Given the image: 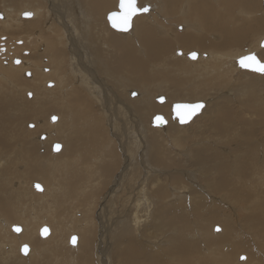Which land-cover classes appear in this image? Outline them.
I'll return each mask as SVG.
<instances>
[{"label":"bare ground","instance_id":"bare-ground-1","mask_svg":"<svg viewBox=\"0 0 264 264\" xmlns=\"http://www.w3.org/2000/svg\"><path fill=\"white\" fill-rule=\"evenodd\" d=\"M43 1L45 4L43 2L41 3L40 1L37 3L39 7L36 8L30 5L29 0H16V2L15 0H11V2L7 0H0V4H3V6L5 5L4 7L6 9L8 10L13 9L14 12L20 14L22 19H24L26 23L30 24V28H31V31L23 32L26 38L31 39L28 44L25 43L28 45V48L27 47L25 48L23 43L22 45L18 46L17 49L9 50L7 48H12L11 45L4 42V49L0 51V82L3 83L5 86L7 85L13 86L14 87L13 89L18 90L20 94H24L26 92L27 96L28 95L30 96V94L32 96L29 101L24 100L23 95L20 96L10 95L9 94L10 91L9 93L7 92V87L4 88L3 86L0 85V117H3L2 121L0 120L1 121L0 122V160L1 161L3 160L2 161L3 166L0 165L1 168L0 215L6 218V223H5L6 226L4 225V228L11 227L13 223L16 222L18 223V221H22L26 225V230L25 227L21 225L22 227V230L20 227L21 232L19 231L20 233L16 234L15 236L17 238L13 236L11 237L8 236L7 239H5L4 237L1 240L3 246L6 244L8 249L6 251L7 257H5L4 254L1 252L2 255L4 256L1 257L2 261L6 260L5 261L6 264H23L22 260L24 259L23 258L16 259L17 256L15 255L16 253H18V251L20 252V245H21L20 242H22L25 239H28L30 241H23V242H29L32 245H38L35 243V238H33V235L38 232L39 230L38 227L40 228V225L46 224V223L42 224L43 221L46 222V220L48 221L50 219H53L54 223H52V226L55 225L57 228L54 232H52L49 228L50 232L48 234V237L46 238L43 237L46 243L53 244L55 242L54 246H56V248H59L61 244L67 243V240H69L70 237L68 235L71 234L72 231L77 229L76 232H79V235H77L79 236V245L78 247L77 245L76 246L74 245L73 248L77 247L78 249H80V248H84L87 245V248L92 253L94 250L93 248V242H95L94 237L96 236L95 222H99L100 231L102 230L103 231L102 233L105 235L107 234V230H103L102 228H106L108 225L113 224L114 225L112 229L113 232L112 233L110 232L109 236L112 239H114V241H112L111 239H109L108 242L106 241L107 248L106 251H104V253L106 255H110V252L114 251L122 256H125L124 258H129V261L132 262L131 259L141 258L146 254L145 248L152 246L151 243L152 240L148 238L147 239L143 238V236L141 235L142 227L136 224V222L139 221L140 217L142 216L146 217L144 216L145 211H147L148 214L152 208L154 209L156 208L155 210L156 215L160 211H162V213L158 215V219L160 220L159 226L162 225L168 228L166 230L171 231L169 234H175L176 237L173 242L175 243V245L177 244V246L175 247L177 253L182 254L184 256L185 258L184 264H192L189 258V252L191 251L190 250L191 246H193L194 244H191L189 240H185V238H187L185 236H191L190 235L191 231L189 232L187 231L188 225H190V223H188L189 221L183 216V212L187 213V209L178 211L173 207L167 208L166 204L176 203V202L168 201L170 200L169 198L171 196L172 199L176 201H179L182 198L184 193L182 188L185 189V186L188 185L185 179L187 181L188 180L192 181L193 184L194 185L196 184L200 189L202 188L201 193L207 192V190L211 187V185H209L210 181L207 180V182H205L202 185H198L197 183H195L196 182L195 180H197L196 174H202L201 171L204 170L206 161H210L211 163H214V165L217 166L214 170L213 175L214 178H217V175L219 178L217 179L216 183H214V189L218 191L225 190L227 194L228 191H230L233 196L235 195V192L233 191V188L229 187V185L227 184L228 179L226 176L228 170L231 169L230 167L233 166L234 168L235 166H239L241 169L240 175L244 179H247V174L250 172L251 169L253 170L252 172L254 175L252 176L254 177L251 178H253L252 181L254 182H252V185H246L247 184L246 182L245 185L243 184L244 187L241 188V191L243 192L241 194V198L242 196H244V198L247 199L254 198L257 200V204L252 211L253 215L257 217L254 216L253 218L259 224H263L264 202L261 200L263 196V194L261 193L262 191L261 187L262 185H264V175L263 172L259 173L257 171V168H259L260 166L258 165V163L261 162L264 163V157L262 158L258 157L256 160H254L253 158L254 156L251 153H249L250 156L248 155V158L246 156H242L239 151L238 152H236L237 150L235 151V145L233 142L222 143V145L224 146H221L220 148L222 149L223 152L218 151L217 148L213 147L212 148L214 150L213 159H211V156L209 155L211 153H208L207 150L204 149L195 150V152L192 153V157L194 155L195 156L194 158H191L190 162L193 161L191 164L196 166L195 168L196 170L195 169L185 170L182 167L174 168V169L170 168L173 169L172 172L168 170L170 172H168L167 175L165 174L166 176L163 179H161L159 175L152 176L150 173H148V170L147 171L143 170L144 172L139 174L138 181L136 182L134 181L132 185H129L130 182L128 183V186L129 187L131 186L132 188L131 191L128 192L129 195L122 193L121 190L115 191L114 189L116 185V181H117V185L123 184L122 180L120 182L121 175L115 178V182H113V184L111 185L109 184L110 186H107L108 190L107 189L106 190L107 192L110 191V193L108 192L107 194L106 193L104 194L103 192V196L100 194L102 196L101 198L100 197L97 198V195L101 193V191L99 190L100 189L99 186L95 185V183L94 186H92L93 182L91 181H90L91 182L90 185H86L85 183L82 189L80 191L78 190L80 194L79 201L80 202L85 201V199H83L81 196H85L86 195L85 189L89 188V192L91 191V193L95 195L94 203L97 207V212L93 213L89 207L86 208L85 213L80 212L78 214V211H75L74 219H77L79 222H81V224L77 225L76 227L73 225L68 212H65V214L61 216L58 215V219L55 218L56 216L53 217V215L52 216L50 215L49 209H47V215L44 216L42 215V213L45 212L46 210L45 209L46 205L51 204L49 203V201L56 202L54 194L56 196H59V194H61L62 192L60 191L59 188L52 187L51 188L52 191L48 193L50 189L47 190L45 186L49 185V181H51V177H52L51 174H49V176H47L46 173L43 175L37 174V176H30L28 181L27 177L25 176V172L23 173L25 179H23L21 173H17V171H12L10 168V171L8 172L7 175V165L12 164L15 155L18 156L19 154L17 148L15 147V141L20 137V134L18 132L19 128L23 129V135L26 134L27 131H29L27 135L31 136L32 138L31 142L38 146L39 156L36 157L35 155V158L32 159V161L34 162L33 164L37 163V166H41L44 168H48V166H50L52 169L57 167L58 169V164L55 163L54 160H57L59 163L60 158L55 155L60 154L68 146L64 144L63 141H61L62 145L61 144L60 145L62 146V149L56 153H53L51 151L55 155L50 154L49 149L50 148L52 149L53 141L57 140L59 135L63 137V139L66 141L69 139V137H71V134L73 132L72 116L74 114L73 112L74 109L69 106L70 101L74 97H77L79 98V101L83 103L88 101L87 99L89 97L92 103L97 105L100 108L101 112H103L104 114H106L108 111V109L106 108V102L109 101L110 105L113 107L112 110L114 112H112L111 110L109 113H107V116H105V119H107V125L110 126V132H111L110 134L107 135L108 140H112V143L114 142L115 144L117 143L116 146L123 149V147H125V143L123 144L121 142L123 144L121 145L115 140V138L118 141L122 139L125 140L123 138L125 133L128 134L132 132L134 134L137 132L141 133L140 130L143 124L145 125L150 124L152 126L151 124L152 116L148 117L149 119L147 120L146 123L142 121L141 119L142 111L140 109L141 107L152 106V104L156 101L159 103L165 101L163 103L164 104L163 106H166L167 108L158 109L156 111L160 112V114L163 115V117L167 120V124L163 125L160 128H157V130L159 129L161 131L165 128H168L171 124L175 125L176 123H178L176 118L171 117V110L169 112V108L173 102L167 103L169 102V99L166 98L165 96H162L163 94H161L163 88L165 89V91H169V93L172 92L174 96L181 95L183 97L190 95H194L195 97H198L199 94H205V92L208 90L215 91L217 88H219L216 84L218 82L217 81L219 77L218 75H215V77L213 76V80L211 81L206 80L205 77L203 78L202 76H201L202 79L195 78L197 77L196 75L198 74H199L198 76H200V73H196L193 76H191L192 74L190 73L189 76L191 77L195 76V77L193 79H191V77L187 78L189 69L187 70V68H181L177 70V73L175 74L172 70L169 59L178 58L180 60L187 61L188 64L191 66L190 68H193L194 73L197 71L196 68L199 70H203L207 74H209V72L214 73L213 70L214 68L212 67L213 69L209 71L210 68L209 66H207L211 62L215 63L214 67H216V64H221L222 66L227 64L225 59L222 57L224 56V54H222L221 57L215 55L217 54L216 52L215 54H213L215 48L222 49L229 45H240L241 43L243 44L246 37L252 34L253 32L252 28L255 26L254 23L259 24L258 26L259 28L264 27V22H262V20L264 19H259V18H254L252 19L253 21L247 20L249 22L247 24L246 22H243L244 21L243 20L241 22L242 24L243 23L245 24L239 27V24H241L239 20L240 18L233 13V8L235 5L240 6V4L238 2L236 4H233L229 0H226L224 6L220 8V13H218L209 4L208 0H199V1L182 0L181 4H180V0H168V3H164V1L167 0H140V1L137 0V6L142 7L145 6L144 4L146 3V5L148 6V11L135 15L132 19V24L128 31H117L120 32L118 34L124 35V40L122 41L116 39L115 38L116 36L110 33V32L113 33L114 31L112 30L110 31L109 29L110 31L109 32L105 28L106 22L109 28L110 26L108 24L107 19L104 20L105 19L104 14L106 11L110 9L112 10L117 9L118 0H89L85 4V6H88L89 10L88 9L86 10V8H84L85 6L81 4L79 0H43ZM255 1H256L255 8L256 10H258L260 7V0H255ZM26 2H28L30 7L27 8L26 10L19 9V7ZM154 5L157 8V11L155 12L152 11ZM171 5L173 6L172 10H170L169 8V6ZM255 8L253 10H255ZM24 12H29L31 14L30 17H23L22 14ZM241 12L242 15L244 14L247 15L248 13V12L243 13V11ZM192 16H196V19H190ZM3 17H4V13L0 11V18ZM137 17H140L141 21L138 25H135L134 20ZM248 17H250V14L248 15ZM170 19L175 21L171 22ZM0 22L2 24L1 26L2 28L0 30L1 31L5 30V33H7V31L13 32L15 28L17 29L19 24V21H16L15 24L13 25H7V22L5 21H0ZM232 22H233V29H231L228 26V23L231 24ZM238 22L240 23L238 24ZM3 25H7V27H3ZM170 27H173L175 29L178 28L183 29V31H179L180 33L182 32L193 33L192 35L189 36H183L179 40V46L182 49L180 48L176 49L175 54L172 55L170 53H167L173 47L172 42L161 39V37L168 36L170 34ZM8 28L9 30H7ZM218 31L220 34H217ZM47 33H49L51 38L47 37ZM2 37H6V36H2ZM263 37L264 36L258 37L256 42L253 41L249 47L251 46L261 47L260 41L262 40ZM189 45H192L194 48H198V50L194 51L196 53L195 58L188 57V54L190 52L186 50H189V48L187 47ZM12 46L15 47V45ZM112 48H115L117 50L115 55L112 54ZM261 50L262 52H264V49ZM138 52L142 55L143 59L136 57ZM242 54L244 55V53ZM228 55L235 57L234 58L235 60L238 57H240L239 53L237 54L232 50L229 51ZM2 59H4L5 65H2L1 63ZM14 59H17L18 63L19 62L20 63L14 65ZM165 59H166V64H164ZM234 64L236 65V63ZM148 65L150 66V70L151 68H153L151 71L155 69V71L160 70L166 72L160 77V75L157 73H150L147 70ZM178 73H180V77L179 78L174 77ZM256 73L258 76H264V72L263 73L255 72V74ZM19 74H22L23 77L29 83L25 82ZM69 75L72 77L73 81L78 85L77 87L79 89L78 93L77 90L74 88L75 83H73L72 80H70ZM158 77H160V80L156 81L153 84L154 91H152L147 85H144L143 88L134 87L140 79H145L149 82H153ZM165 78L167 79V82ZM213 82H216L215 83L216 85L213 84ZM109 83L112 84L113 86L109 85ZM219 84L221 83L219 82ZM68 85L70 86L69 89H68ZM12 92L13 90H11V93ZM132 92H135V94L132 95ZM169 97L172 100V96L170 95ZM159 98L161 99V101H159ZM102 99L105 102H103ZM31 100H34V102H32ZM197 100H201L203 102L204 106L202 108V112H205L204 109L206 108L209 102L208 97L198 98ZM256 100L260 102H264V93H261L259 95V98ZM45 103H50V105H56L57 107H60V104H63L64 110L58 108L51 109V111H56L61 115L66 110L71 108V111L68 110L69 114L67 115V119H65L66 127L62 128V131L59 128V126L62 125L61 116L56 112L54 113L52 112L54 115H56L55 116L56 122H54L55 120L51 121V117L54 115L43 111L45 108ZM87 105L90 109L93 108L91 102H88ZM29 106H31V110L27 114L26 109ZM10 110H13V113L11 112L12 114L7 113L10 112ZM213 112L216 113L219 119L222 121H225L227 118H229L230 120L229 113L231 111L228 109H215ZM257 112L258 115H261L263 113V118H264V109L258 110ZM252 113H254L252 115H254L255 117L256 116L255 112ZM7 116H9L8 120H7ZM196 116H198V114ZM19 117L21 120H23L24 123H26L27 120L33 119L32 122L33 124L32 123L28 124V126L30 125L29 127L32 128H28V129L27 127L25 128L24 123H20ZM214 117H213V121H214L213 128L216 130L225 129L224 126L221 125L220 120ZM8 121H12V122L8 123ZM126 121L128 124H130V129L132 131H130L127 128V125H125ZM99 122H104V121L102 118H99ZM226 124L227 123H225V125ZM36 125H39L40 128H36ZM124 125L126 126V128L123 127ZM145 125L143 126L142 131L148 132L147 131L148 129L145 128L146 127ZM228 129L230 128H227L226 130ZM7 130L10 131L7 133L5 132ZM24 131L26 132L24 133ZM32 131L33 134L30 133ZM119 131H121L122 133L121 135ZM233 131L234 129L232 128L230 134L232 138L235 135ZM218 132L221 133L222 131L219 130ZM253 132L254 131H248L246 134H244L242 137L243 140L238 141L239 138H236L234 140H237L238 141L237 143H241L243 145L245 144L246 145L245 148L247 149V151L253 150L257 153V151L259 150L258 148L259 144L258 142H254L255 139L253 137L254 135ZM42 133H44L43 134L44 138L46 136V139L44 140L41 138V136H43ZM143 136L145 137V133ZM130 137L126 141L125 149H129V147L132 148L133 144H135V146L138 147L137 141L135 140L138 138L131 140ZM93 138H95L94 134H93ZM146 139H147V145L145 146H147V148L149 149L148 155L152 163L154 164L161 163L162 165L168 166L170 165L171 162L174 164L180 162V161H176L173 158V156H171L172 158H168L170 157V155L166 154L164 150L160 149V145L158 143H155L153 141L150 146V143H148L149 135L148 137H146ZM90 142H93L92 144H90V147L92 149L95 148L94 145L97 144L96 146L98 147L97 150L98 156H96L94 160H92V163L89 166H82L84 171L93 169L91 172H94L93 175H97L100 171L99 166L102 163L104 167L101 168H104V171L108 172V175L110 174L109 171H111V169L114 170L119 168L118 162L114 161L112 157L109 158V154L107 151L109 150L108 149L109 146L107 143L110 144V142H106V141L103 142L107 146L106 149L104 148V150H103V146L101 148V144L98 145L96 141L91 140ZM143 143H145V141H143ZM122 151L123 150H121V152ZM261 151L262 150H259L258 153L264 155L263 154L264 151L262 152ZM12 152H15V155L13 154V156H11ZM142 155H147V153L144 151ZM115 156L117 155L115 154ZM125 157H128V155ZM61 160H64L63 156H61ZM257 161L259 162L257 163ZM14 164H18L20 168H23L25 162L22 159L16 158L14 160ZM71 164L72 166H76L77 164L76 157H74L71 160ZM254 165H256L257 168H255ZM68 167L69 166L63 164L62 168L66 169L64 170V172H67ZM124 167L121 169L120 174L122 173L125 177L126 172H124ZM233 168L230 170L229 175L233 176L234 177L233 180H234L237 179L238 173L235 174ZM261 168L264 169V166H261L260 169ZM33 171L36 172V170L34 169L31 171L26 170L28 174H31ZM154 171H157V169ZM217 172L218 173L220 172V175L217 174ZM129 173L131 172H128V174ZM102 175L103 174H101V176ZM132 175L134 176V172ZM14 179L16 180L13 182ZM35 179H39L40 182H42L45 185L44 186L43 184H39L41 190L47 192L46 193L39 192V190H37L36 192L33 190L35 193L32 195L30 199H31V204H33L34 207L29 211L30 214H32V217H29L26 212L18 208L19 207L18 200L21 199V197H24V195L28 199L29 196L28 197L26 196L27 194L26 190L24 195H22V193L25 187L28 188L29 191L32 188H29V185H25L24 183L32 184V186H34L35 182L32 180ZM57 179L60 181L59 177ZM167 179H170V182L173 185H169ZM21 180L25 182H21ZM100 181L103 182L104 181L103 178H101ZM238 181L240 180L238 179ZM9 182L12 184V186L10 187L11 189L7 191V188L9 189ZM193 184L191 185V188L194 187ZM255 185H256V190L253 188ZM3 187H5L4 192L2 191ZM104 187H106V185ZM124 189L125 188H123V191ZM180 189H182V191ZM173 191L175 193H173ZM12 192L16 194V197L18 199L17 201H15L14 194ZM186 192L187 191H185V193ZM193 192L195 194L197 191H193ZM68 197L72 199L76 198L75 194L72 192L68 194ZM218 198L221 201H223L222 195H218V197H214V196L212 197V199H218ZM117 199L119 200L118 205L115 204L116 203L115 201H117ZM193 199L194 198H190L191 201ZM158 200L161 201L159 205L155 207L156 206L155 201ZM7 202L9 204H7ZM107 204H111L110 207L111 206L113 207L114 205L115 209L112 208L114 210L111 209L112 212L107 213L106 212ZM210 204H212V202ZM228 205L230 206V208H232L233 210L232 213L235 214L234 207L230 203ZM78 207L80 206H75L74 208L76 209ZM244 208L246 207H243V209ZM179 212H182V214L180 215ZM90 213L94 215L95 220L97 221H95L92 216L85 218ZM120 214H122V216ZM130 216H132L133 218V219L131 218L132 220L129 219ZM208 217L210 219L211 225L215 223V221L212 220H219V216L217 215L216 210L211 211L208 214ZM116 219L118 220L115 222ZM132 221L133 224H131ZM145 222L147 223V225L145 226L143 231L147 232L149 230L148 228L153 229V227H155L153 226L152 223V227L147 228V226H150L151 221L147 220ZM164 223H166V225H164ZM247 223L248 221H246L245 224ZM3 224L4 223H2L1 225L3 226ZM50 224H51V220H50ZM50 224L47 223L48 226ZM178 225H180L182 229L179 230ZM225 225L226 224L224 223L223 224L224 232L222 233H221L222 226H221V230L220 228L219 230H214L218 232V233L214 232L215 234H220V233L221 234L208 243L209 244L218 243L221 245L229 241L230 246L228 244H225L223 246H225L226 248L228 247L231 250L229 251V253L222 256L220 259L216 260L212 264H223L226 261H231L232 256L240 252H247L248 254H246L245 256L240 255L237 258V261L241 262L240 264H244L247 262H250L251 264L253 261L252 259L253 258L256 259L257 256L254 254V252L252 251L250 252L248 250L249 245L247 244V242L232 240L229 235L231 234L233 227L227 229ZM214 226H217V224L216 225L214 224ZM130 227L132 229H130ZM115 230L117 231L115 232ZM132 230H134L137 233L136 239L138 240V245L134 243V240H132L133 234L132 236H129V238H127L128 237L127 236L126 240H124L122 243L119 244L120 239L119 238L117 239L116 235L119 236L118 234H121L120 236L122 238L126 236L128 231L131 232ZM158 231H161V229ZM199 234L202 235V233L200 232ZM90 236H92L91 239ZM159 241L160 240H157L156 242ZM156 242L154 243L156 244ZM163 242L164 241H162V243ZM112 244H114V247L110 248ZM214 248L215 247H213L212 250ZM261 248L264 250L262 245ZM216 249L223 250L222 246L221 247L216 246ZM33 254H34V250L31 248V246H29V251L26 255H24V257L28 259ZM204 260L205 259H202L201 261ZM147 264H157V263L152 262V259L148 256Z\"/></svg>","mask_w":264,"mask_h":264},{"label":"rangeland","instance_id":"rangeland-1","mask_svg":"<svg viewBox=\"0 0 264 264\" xmlns=\"http://www.w3.org/2000/svg\"><path fill=\"white\" fill-rule=\"evenodd\" d=\"M7 1L11 2V0H7ZM40 1H41V3L42 2L44 3L43 0H29V3L32 7L38 8L39 5L37 3ZM88 1L89 0H83V1L79 0V2H81V4H83L84 6ZM181 1L182 0H180V4H181ZM214 1L215 0H208L209 4L218 13H220V8L222 6H224L226 0H216L215 2ZM229 1H231L233 4H236L237 2L240 4V6L235 5L233 8V13L237 17L240 18L239 19L240 22L244 20L243 22H246V24H247V23H249L247 20L250 21L254 18L264 19V0H260V7L258 10H256V8H255V4H256L255 0H229ZM240 1H242V2H240ZM12 2H14V1H12ZM15 2H16V0H15ZM164 3H168V0L164 1ZM176 3H178V2H176ZM30 5L28 4V2H26L23 5H21L19 7V9L26 10L27 8L30 7ZM144 5H146V3ZM4 6H3V4H0V11H2L4 13V17L0 18V21L7 22V25H13V24H15L16 21H19V24H18L17 29L15 28V30H13V32L7 31V33H5V30L4 31L0 30V51H2V49H4V42L11 45L12 48H7L9 50H15L18 48V46L22 45L23 43H24V47L28 48L27 44L29 43V41L31 39L26 38V36H24L23 32L24 31H31L30 24L26 23L25 20L22 19L21 15L18 14L17 12H14L13 9L8 10ZM84 8H86V10H87L88 6H85ZM169 8H170V10H172L173 6L171 5V6H169ZM254 8L256 11L253 10ZM113 9H115V8H113ZM240 10L243 11V13L248 12L247 15L246 14L242 15V12ZM110 11H112V9L105 12V14H104L105 19L104 20H106V15ZM152 11L153 12L157 11V8L155 5L153 6ZM240 12H241V14H240ZM249 14H250V17H248ZM243 16L247 17V18H244ZM190 19H196V16H192ZM134 21H135V25H138L141 21V18L137 17ZM170 21L173 22L175 20L170 19ZM240 22H238V24ZM262 22H264V20H262ZM0 24H1V22H0ZM243 24H245V23H243ZM243 24L241 22V24H239V27H241ZM254 24H255V26L252 28L253 29L252 34H250L248 37H246L243 44L241 43L240 45H229V46H226L222 49L215 48L216 51L214 50L213 54H215V52H216L217 54H215V55H217L218 57H221V55L224 54V56H222V57L225 59L227 64L223 65V66L221 64H216V67H214L215 63L211 62L207 66H209V68H210L209 71H211L214 68L213 69L214 73L209 72V74H207L203 70H199L197 68H196L197 71L195 70L196 72L194 73L193 68H190L191 66L188 64L187 61L180 60L178 58L169 59L172 70L175 74L177 73V70H179L181 68H187V70L189 69L187 78L195 75L196 73H200V76H198L199 75L198 74V75H196L197 77H195V76L194 77L197 79H202V77L203 78L205 77L206 80L211 81V80H213V76L214 77H215V75L219 76L218 80H217L218 82L217 81H216L217 83L213 82V84L216 83L217 86L219 87V88H217L218 91H217V89L215 91L212 90L214 92L213 93L212 91L208 90V91H206L207 93L205 92V94H199L198 97H195L194 95L184 96V97L181 95L174 96L172 94V92L169 93V91H165L164 88L162 89V91H161V94H163L162 96H165L166 98L169 99V102H167V103L177 102V101L190 102V101H193L195 99L197 100L198 98L208 97L209 102H208V105L206 106V108L204 109L205 112H202V110H201L202 113L200 112V114H198V116L194 117L187 124L179 125L178 123L175 122L176 123L175 125L171 124L168 128H165L161 131L159 129H158L159 131L157 130V128H160V127L151 126L150 124H148V125L143 124V126L145 125L146 126L145 128L148 129L147 130L148 132H143L142 131L143 126H142V128L140 130L141 133H138V132L135 134L133 132L130 134L125 133L123 136V138L125 140L122 139V140L118 141L115 138V140L119 144L123 145L125 143V147H126V141L129 139L130 136H131L130 137L131 140L138 138V139H135L137 141L138 147H136L135 144H133L132 148L128 146L129 149H125V147H123V149H122V148L116 146L117 143L115 144V142L112 143V140H108L107 135L110 134L111 132H110V126L107 125V119H105V116H107V113H109L113 108L110 105L109 101L106 102V108L108 109V111L106 114H104L103 112H101L100 108L97 105L92 103V101L89 97L87 99L88 101L83 102V103H81L79 101V98L74 97L69 103V106L74 109L73 110L74 114L72 116V124H73L72 130H73V132L71 134V137H69V139L66 141L63 139V137H61L59 135L57 140L53 141V143L57 142V143H60L61 145H62L61 141H63L64 144H66L68 147H66V149L63 150L58 155H55L53 153L59 152L62 149V146L57 151H54L51 148L49 149L50 154L55 155V156L60 158L59 163L57 160H54V162L58 164V169H57V167L52 169L50 166H48V168H44L41 166H37V163L33 164L34 162L32 161V159L35 158V155H36V157L39 156L38 146L31 142L32 141L31 136L27 135V133L29 131H27V132L24 131V133L26 132V134L23 135V129L19 128L18 132L20 134V137H19V139H17L15 141V147L17 148L19 154L17 156V155H15V152H12L11 156H13V154H14L15 155L14 160L16 158L22 159L25 162V164H24L23 168H20L18 164H14V160H13L12 164L7 165V175H8V172L10 171V168L12 171H17V173H21L23 179H25V176H26L28 181H29L30 176H37V174L43 175L45 173L47 176H49V174H51L52 177L50 176L51 181H49L48 186H45L42 182H40L39 179L32 180L38 184H43L45 186V188H47V190L50 189L48 191V193H50V191H52V189H51L52 187L59 188L60 191L62 192L61 194H59V196H56L54 194L56 202L49 201V203H51V204H49V205L47 204L48 206L46 205V207H45L46 210H45V212L42 213V215L43 216L47 215V209H49L50 215L51 216L53 215V217L56 216L55 218L58 219V215L61 216V215H64L65 212H68L73 225L76 227L77 225H80L81 222H79L77 219H74V212L75 211H78V214L80 212L85 213L86 208L89 207L93 213L97 212V207L94 203L95 195L92 194L91 191L89 192V188L85 189L86 195L81 196L83 199H85V201L84 202L79 201V196H80L79 191L82 189V187L85 185V183H86V185H90L91 182H93L92 186H94V183H95V185L99 186V188H100L99 190L101 191V193H99L97 195V198H99V197L101 198L103 196V192H104V194L105 193L107 194L108 192L110 193V191L107 192V190H108L107 186H110L111 184H113V182H115V178L118 177L119 175H121L120 182L122 180L123 184L124 183L125 184L124 185L123 184L117 185V181H116V185H115L116 188L114 187V189H115V191L121 190L122 193L129 195L128 192L131 191L132 188H131V186L130 187L128 186V183L130 182L129 185H132V183L134 181L135 182L138 181L139 180V174L143 173L145 170L146 171L148 170V173H150L152 176L159 175V177L161 179H163L167 175L168 172H170V171L172 172V170L174 168L182 167L185 170H194L196 168V166L192 165L191 163L193 161L190 162V160H191V158H194L195 155L192 157V153L195 152V150H197V149L207 150L208 153H211L209 155L211 156V159H213L214 158V150L212 148L215 147V148H217L218 151H222V149L220 147L224 146V145H222V143H226V142H233L235 145V151L236 150H237L236 152L239 151L242 156H246L247 158H248L249 153L253 154L254 160H256L258 157H261V158L264 157V155H261L260 153H258L259 150L264 151V118H263V113L261 115L257 114L258 110L264 109V102H260V101L256 100L259 98V95L261 93H264V76H258L257 73L255 74V72H253V71H249V70L239 68L237 66V64L236 65L234 64V63H236V60L234 59L235 57L228 55L229 51H231V50L236 52L237 54L239 53L240 56L243 55L242 53L245 54V53H248V51H249V52L255 53L256 56L262 62H264V52H262V50H261V49H264V47H255V46L249 47L253 41L256 42L258 37L264 36V27L259 28L258 27L259 24H256V23H254ZM7 25H3V27H7ZM1 26H2V24L0 25V29L2 28ZM228 26L231 29H233V22L231 24L228 23ZM105 28L108 31L110 29V31L112 30V31L116 32V33H114V32L112 33L109 31L111 34L116 36L115 37L116 39H119L122 41L124 40V35L118 34L120 32L113 30L111 27L109 28L107 25V22H106ZM7 30H9V28ZM179 31H183V29H179V28L175 29L173 27H170V34L168 36L161 37V39L172 42L173 47L167 52V53H170L171 55L175 54L176 49H179V48L182 49L179 46V40L183 36H189V35L193 34L191 32L180 33ZM217 34H220L219 31ZM2 36H6V37H2ZM47 37L51 38L49 33H47ZM22 38H23V40H22ZM25 43H27V44H25ZM12 45H15V47H13ZM187 47L189 48V50H186L188 52H194V51L198 50V48H194L192 45H189ZM116 52H117V50L115 48H112V54L115 55ZM136 57L143 59L142 55L139 52L137 53ZM223 58H221V59H223ZM144 60H146V59H144ZM1 63H2V65H5L4 59H2ZM19 63H16V64L14 63V65H17ZM159 64H162V63H159ZM164 64H166V59H165ZM152 69L153 68H151V70ZM147 70L150 73L159 74L160 77H161V75H163L166 72V71H160V70L155 71V69L153 71H151L149 65L147 66ZM190 73L192 74L191 76H189ZM19 75L22 77V79L25 82H28L23 77L22 74H19ZM69 77H70V80H72V82L75 83L70 75H69ZM160 77L155 79L153 82H149L145 79H140L134 87L135 88H143L144 85H147V86H149V88L152 91H154L153 84L156 81H159ZM174 77L179 78L180 73H178ZM194 77H191V79H193ZM165 80L167 82L166 78H165ZM219 82L221 84H219ZM0 85L3 86L4 88L7 87V92L9 93V91H10V93H9L10 95H18V96L23 95L24 100H27V101H29L30 98L32 97L31 94H30V96L29 95L27 96L26 92L24 94H20L18 90L13 89L14 88L13 86H8V85L5 86L1 82H0ZM109 85L113 86L110 83H109ZM77 87H78V85L75 83L74 88L77 90V93H78L79 89ZM69 88H70V86L68 85V89ZM11 90H13L12 93H11ZM14 91H16V92H14ZM68 92H69V90H68ZM170 95L172 96V100L169 97ZM31 101L34 102V100H31ZM102 101L105 102L103 99H102ZM88 102H91V104L93 106L92 109H90L88 107V105H87ZM156 102H154L152 104V106L140 108L142 111L141 119L144 123L147 122V120L149 119L148 118L149 116H153L154 114H160V112H158L156 110L167 108L166 106H163L164 105L163 103L165 101L162 103H159V102L156 103ZM79 104H81V105H79ZM52 108H58V109L64 110V105L60 104V107H57L56 105H50V103H45V108L43 111L46 113H51L52 115H54L53 113L56 111H51ZM215 109H228V110H230L231 111L229 113L230 120H229V118H227L225 121L220 120L218 115L213 112ZM30 110H31V106H29L26 109V113L28 114L30 112ZM68 110L71 111V108H69ZM68 110H66L62 115L60 113L56 112L61 116L62 125L59 126L61 131H62V128L66 127L65 119H67V115L69 114ZM170 110H171V106L169 108V112H170ZM11 112L13 113V110H10V112H7V113L10 114ZM112 112H114V111L112 110ZM252 112H255V114H256L255 117H254V115H252V114H254ZM54 116H56V115H54ZM8 117L9 116H7V120H8ZM213 117L218 118L220 120L221 125L224 126L225 129H219L222 131L221 133L218 132L219 130H216L213 128V123H214ZM99 118H102L104 122H99ZM2 119H3V117H0L1 121H2ZM19 120H20V123H24L23 120L20 119V117H19ZM28 121H29V123H28ZM51 121H54V120H51ZM11 122L12 121H8V123H11ZM32 122H33V119L27 120L26 123H24L25 128L26 127H27V129L32 128V127H29L30 125L28 126V124H31ZM54 122H56V120ZM5 123H7V122H5ZM225 123H227V124L225 125ZM125 125H127V128L130 131H132L130 129V124H128L127 121H126ZM125 125L123 127L126 128ZM210 125L212 128L210 127ZM36 128H40V126L36 125ZM227 128H230V129L226 130ZM232 128L234 129L233 132L235 134L233 136V138L230 135ZM10 130H7L5 132L8 133ZM107 130H109V131H107ZM248 131H254L253 132V134H254L253 137L255 139L254 142H258V144H259V147H258L259 150L257 151V153L253 150L247 151V149L245 148V146H246L245 144L243 145L241 143H237L238 141L243 140L242 139L243 135L246 134ZM119 132L121 135L122 134L121 131H119ZM30 133L33 134V131ZM92 133L94 134L95 138H93ZM144 133H145V137L143 136ZM43 134L44 133H42V135ZM132 135H134V136H132ZM148 135H149V142L148 143H150V146H151L153 141L155 143H158L160 145V149L164 150L166 152V154L170 155V157H168V158H172L171 156H173V158L176 161H180V162L177 164H174L171 162L170 165H168V166L162 165L161 163H155V164L152 163L150 161V157L148 155L149 149L147 148V146H145V145H147L146 137H148ZM41 138L44 140V139H46V136L44 138V135H43V136H41ZM236 138H239L238 141L234 140ZM93 139H95V140H93ZM91 140L96 141L98 143V145L101 144V148L103 146V150H104V148L106 149V147H107L106 144H104L103 142H105V141L110 142L111 145L109 143H107L109 146L108 149L110 150V151L107 150L108 154H109V158L112 157L114 161H117L119 168L114 169V170L111 169V171H109L110 174L108 175V172H105L104 168H101V167H104V165L102 163L99 166L100 171L97 175H93L94 172H91L93 169H89L88 171H84L82 166H89L92 163V160H94V158L96 156H98L97 155L98 147L96 146L97 144H95L94 145L95 148L92 149L90 147V144L93 143V142H90ZM143 141H145L146 144L143 143ZM238 149H240V150H238ZM24 150H25V152H24ZM121 150H123V151L121 152ZM242 150H244V151H242ZM107 151H106V153H107ZM144 151L147 153V155H142V153ZM111 152H112V154H111ZM184 152H185V154H184ZM7 153H8V150H7ZM115 154L117 156H115ZM126 154L128 155V157H125V156H127ZM263 154H264V152H263ZM61 156L64 157V160H61ZM74 157L77 158L76 166H72V164H71V160ZM2 161L0 160V165L3 166ZM258 162L259 161H257V163ZM5 163H7V162H5ZM261 163H258V165H260L259 168H257L256 165H254V166H255V168H257V171L259 173L263 172V175H264V169L263 168L260 169L261 166H264V163H262V164ZM63 164L69 166L67 172H64V170H66V169L62 168ZM236 164H237V161H236ZM134 165H136V166H134ZM123 167H124V172H126L125 177L122 173L120 174V171ZM216 167L217 166L214 165V163H211L210 161H206L204 170L201 171L202 174H196L197 180H195L196 181L195 183H197L198 185L204 184L205 182H207V180L210 181L209 185H211V187L207 190L206 193H201L202 188L200 189L196 184L194 185L192 181H189V180L187 181L185 179V181L188 183V185L185 186V189L182 188L184 191L182 198L179 201H176V200L172 199V196H171L169 198L170 200H168V201L169 202H176V203L166 204L167 208L173 207V208L177 209L178 211L187 209V213L183 212V216H184V218H186L189 221L188 223H190V225H188L187 231L188 232L191 231V234H190L191 236H185V237H187V238H185V240H189L191 244H194L193 246H191V248H190L191 251L189 252L190 261L192 264H212L216 260L220 259L222 256L229 253V251L231 249L223 246L225 244H228L230 246L229 241H227L225 244H221V245L218 243H212V244L208 243L211 240H213L215 237L219 236L222 232H224L223 224L225 223L226 224L225 227L227 229H229L230 227H233V230L231 231V234L229 235L230 238L232 240H235V241L247 242V244L249 245L248 250L250 252L251 251L254 252V254L257 256L256 259L255 258L252 259L253 261L251 264H264V250L261 248V245L264 248V222L262 221L263 224H259L253 218L255 215H253V213H252L253 209L255 208V206L257 204V200L254 198L247 199V198H244V196H242V198H241V194L243 193L241 191V188H243L246 183H247L246 185H252V182H254V181H252L253 178H251V177H254V176H252V175H254L252 172L253 170L251 169L248 174L246 173L247 179H244L240 175V170H241L240 167L235 166L233 168V166H232L230 168L231 169L233 168L234 173L235 174L238 173L237 175H238V177H240V178L237 177V179L233 180L234 177L229 175V172L231 170L229 168L230 170H228V172L226 173V176L228 179L227 184L229 185V187L233 188V191L235 192V195L233 196L230 191H228V194H227V192L225 190L218 191V190L214 189V183H216L217 179L219 178L218 175H217V178H214V175H213ZM125 168H126V170H125ZM128 168H129V170H128ZM170 168H173V169H170ZM33 169L36 170L37 173L33 171L31 174H28L26 172V170L31 171ZM102 169H103V172H102ZM118 169H119V171H118ZM156 169H157V171H154ZM158 169H159V171H158ZM0 170H1V168H0ZM140 170H141V172H140ZM168 170H170V171H168ZM24 172H25V176H23ZM104 172L106 175L104 174ZM128 172H131V173L128 174ZM133 172H134V176L132 175ZM136 173H138V174H136ZM193 173H195V172H193ZM89 174H90V177H89ZM101 174H103V175L101 176ZM217 174L220 175V172L219 173L217 172ZM105 176H106V178H105ZM131 176H133V177H131ZM137 176H138V178H137ZM55 177H57V178L59 177L60 181ZM101 178H103V180H104L103 182L100 181ZM16 179H14L13 182ZM204 179H206V180H204ZM238 179L240 181H238ZM88 181L89 182L91 181V182L89 183ZM21 182H25V181L21 180ZM126 182H127V185H126ZM167 182L169 183V185H173V184H171L170 179H167ZM24 184L29 185V188H32L29 191L28 188L25 187L24 191L22 193V195H24L25 190H26V193H27L26 196L27 197L29 196L28 199L24 195V197H21V199L18 200L16 197V194H14L13 192L12 193L14 194L15 201H17V200L19 201L18 202V204H19L18 208H20L22 211L26 212L29 217H32V214H30L29 211L31 209H33L34 206H33V204H31L30 198L35 193L34 191L37 192V189L34 186H32V184H28V183H24ZM192 184L194 186L193 188H191ZM105 185H106V187H104ZM11 186H12V184L9 182V189L7 188V191L11 189L10 188ZM13 187H15V186H13ZM123 188H125L124 191H123ZM253 188L256 190V185ZM4 189H5V187L2 188L3 192H4ZM182 189H180V190L182 191ZM261 189H262L261 193L263 194L261 200L264 202V185H262ZM185 191H187V192L185 193ZM193 191H197V192L194 194ZM39 192H45V191L39 190ZM71 192L75 194V196H76L75 199L68 197V194ZM173 193H175V192L173 191ZM124 194H122V195H124ZM223 194H225V195H223ZM218 195H222L223 201H221L219 198L218 199H212L213 196L218 197ZM156 197H157V195H156ZM190 198H194V199L191 201ZM71 201H73V202H71ZM160 201L161 200L155 201L156 202L155 207H157L159 205ZM115 202H116L115 204L118 205L119 200L117 199V201H115ZM211 202H212V204H210ZM71 203H72V206H71ZM227 203L228 204L230 203L234 207L235 214L232 213L233 210H232V208H230V206ZM7 204H9V203L7 202ZM110 205L111 204H107V207H106L107 210L110 209L109 211L106 210L107 213L112 212V210L115 209L114 205H113V207L112 206L110 207ZM75 206H80V207L75 209L74 208ZM108 207H110V208H108ZM243 207H246V208L243 209ZM112 208H114V209H112ZM155 210H156V208L155 209L152 208L150 210L151 213L149 212L148 214H147V211H145L144 216H146V217L142 216V217H140L139 221L136 222V224H138V225H140V227H142L141 228V235L143 236V238H146V239L148 238V239L152 240V242H151L152 246L146 247L145 248L146 254L144 256H142L141 258L131 259L132 262L129 261V258H124L125 256H122L119 253H116L114 251L110 252V255H106L104 253V251H106V248H107L106 241L108 242L109 239L114 241V239H112L109 236V233L113 232L112 229H113L114 225L111 224V225H108L106 228H102L103 230H107V234L105 235L102 233L103 232L102 230L100 231L99 222H95L96 223V226H95L96 236L94 237L95 242H93L94 250L92 253L87 248V245L84 248H80V249L77 248L79 245V236H77V235H79V232H76L77 229H75L74 231L71 232V234L68 235V236H71L72 234H74L77 236V243L75 244V246L77 245L76 248H73L74 245L72 246L71 244H69V240H67V243L61 244L59 248H56V246H54L55 242L53 244L46 243L44 241L43 237H41L39 235V233L37 232L36 234L33 235V238H35V243L38 245H32L29 242H23V241H30L28 239H25L22 242H20L21 244L25 243V244H28L29 246H31V248L34 250V254L30 258L26 259L24 257V255H26V254H23V256H22L21 252L18 251V253L15 254L17 256L16 259L23 258L24 259V260H22L23 264H102V263L103 264H147V258L149 256L152 259V262H156L157 264H184L185 258L182 254L177 253L176 248H175L177 246V244L175 245V243L173 242L175 237H176L175 234H169L171 231L170 230L167 231L166 229H168V228H166L162 225L159 226L160 220L158 219V215L161 214L162 211H160L156 215ZM214 210L217 211V215L219 216V220H212V221H215V223H213L211 225L208 214ZM179 213H180V215L182 214V212H179ZM122 214H120V215L122 216ZM89 216H92L93 219L95 220V217L92 213L88 214L85 218H87ZM77 217H79V216H77ZM255 217H257V216H255ZM131 218H132V216L129 217V219H131ZM0 220H1L0 221V255H1L0 256V264H4L6 260L2 261L1 257H4V256L7 257L6 251L8 249H7L6 244H5L6 246L5 245L3 246V244L1 243V240L4 237H5V239H7L8 236L9 237H11V236L15 237L16 234L21 232V230H22L21 225H23L25 227V230H26V225L22 221H18V223L17 222L13 223V225H18L21 227L20 232H15L11 229V227L4 228V225L6 226V224H5L6 218L4 216L0 215ZM50 220H51V224H50ZM50 220H48V221L46 220V222L43 221L42 224L43 223H46L43 225H47V223L50 224L51 225V226L49 225L50 227L48 225L47 226L50 228V230L52 232H54L57 227L55 225L52 226V223H54V222H53V219H50ZM117 220L118 219H116L115 222ZM147 220L151 221L150 226H147V228L152 227V223H153V226H155V227H153V229L148 228L149 230L147 232H145L143 230H144L145 226L147 225V223L145 222ZM263 220H264V216H263ZM95 221H97V220H95ZM246 221H248L247 224H245ZM2 223H4L3 226L1 225ZM131 224H133V221L131 222ZM214 224L215 225L217 224V226H219L220 230H221V226H222V231L220 234H215L218 232L214 231V229H213ZM164 225H166V223H164ZM40 226H42V225H40ZM38 229H39V227H38ZM130 229H132V228L130 227ZM160 229H161V231H158ZM178 229L179 230L182 229L180 225H178ZM3 230H4V232H3ZM116 231L117 230H115V232ZM151 231H152V233H151ZM138 232H140V231H138ZM144 232H145V234H144ZM199 232L202 233V235H200ZM132 234H133V236H132ZM118 235L120 236L121 234H118ZM136 235H137V233L134 230H132L131 232L128 231L126 236H124L122 238H121V236L119 237L117 235H116V237H117V239L118 238L120 239V241H119V244H120L124 240H126L127 236H128L127 238H129V236H132V240H134V243L138 245V240L136 239ZM46 237H48V235ZM91 237L92 236H90V239H91ZM15 238H17V237H15ZM157 240H160V241L156 242ZM162 241H164V242L162 243ZM154 242H156V244ZM216 246L217 247L222 246L223 250L222 249H220V250L216 249ZM112 247H114V244H112L110 248H112ZM213 247H215V248L212 250ZM1 252L4 254V256L2 255ZM99 252H101V253H99ZM246 254H248V253L247 252H240L238 254L236 253L233 255L234 257L232 256L231 261H226L223 264H240L241 262H238L237 258L240 255L245 256ZM107 257H109V258H107ZM202 259H205V260L201 261ZM244 264H250V262H247Z\"/></svg>","mask_w":264,"mask_h":264},{"label":"water","instance_id":"water-1","mask_svg":"<svg viewBox=\"0 0 264 264\" xmlns=\"http://www.w3.org/2000/svg\"><path fill=\"white\" fill-rule=\"evenodd\" d=\"M119 5H120V0H118V2H117V9L108 12L107 15H106V19H107V21H108L109 26H110L111 28H113L114 30H116V31H128L129 28L131 27L132 19H133L134 16H133V17L131 18V20L129 21V24H128L127 27L122 26L118 20L116 21V25L114 26V21H113V19H110V16H111L112 13H115V12H119V11H120V7H119ZM136 5H137V0H136ZM137 7H138V6H137ZM145 7L148 9V6H147V5L142 6V7H138V8H145ZM144 12H145V11H141V12H138L137 14L144 13ZM146 12H147V11H146ZM137 14H136V15H137ZM30 15H31V14H30L29 12H24V13L22 14L23 17H30ZM260 46H261V47H264V37H263L262 40L260 41ZM193 53H195V52H190V53L188 54V57H189V58H195L196 55H195V57H193V55H192ZM195 54H196V53H195ZM249 55H255V56H256L255 53H253V52H248V53H246V54H244V55L238 57V58L236 59V64H237V66L240 67V68H242V69H247V70L254 71V72H258V73H263V72H261V71H256V70H254L252 67H243V66H241L240 59H241L242 57H246V56H249ZM256 58H257L258 61H260L262 64H264V62H262L257 56H256ZM14 63H18V60H17V59H14ZM134 94H135V92H132V95H134ZM159 101H161L160 98H159ZM192 104H201L202 107H201L199 110H197V111H196L193 115H191L190 117H186L184 120H182V119H181V115L178 114V111H177L176 106H177V105H192ZM203 106H204V105H203V102H202L201 100H196V101H193V102H180V101L173 102L172 105H171V117H172V118H176L178 124H181V125H183V124H187V123L190 122V121H191V120H192L197 114H199V113L201 112ZM181 111H183V110H181ZM157 117H161L162 120H158ZM51 120H55V116H52V117H51ZM151 124H152V126L161 127V126L167 124V120L163 117L162 114H154V115L152 116ZM57 145H59V148H57ZM60 147H61L60 143L54 142V143L52 144V149H53L54 151L59 150ZM38 186H39V187H38ZM34 187H35L37 190H41L40 185H39L38 183H36V182L34 183ZM11 229H12L13 231H15V232H19V231H20V226H18V225H12V226H11ZM214 230H219V226H214ZM49 232H50V230H49V227H48L47 225H42V226H40V228H39V230H38V233H39V235H40L41 237H46V236L49 234ZM76 243H77V236L74 235V234H72V235L69 237V244H71V245H75ZM28 251H29V246H28L27 244L23 243V244L20 245V252H21V254H27ZM240 258H242V257H240Z\"/></svg>","mask_w":264,"mask_h":264},{"label":"snow or ice","instance_id":"snow-or-ice-1","mask_svg":"<svg viewBox=\"0 0 264 264\" xmlns=\"http://www.w3.org/2000/svg\"><path fill=\"white\" fill-rule=\"evenodd\" d=\"M119 7H120V11L112 13L110 16V19H113L114 21V26L116 25V21L118 20L122 26L127 27L131 18L135 16L138 12L148 11L146 7L138 8L136 5V0H120ZM192 55L193 57H195L196 54L193 53ZM240 63L241 66L243 67H252L256 71L264 72V64L258 61L255 55L242 57L240 59ZM201 107H202L201 104L176 106L178 114L181 115L182 120H184L186 117H190L191 115H193ZM157 119L162 120L161 117H157ZM57 148H59V145H57Z\"/></svg>","mask_w":264,"mask_h":264}]
</instances>
